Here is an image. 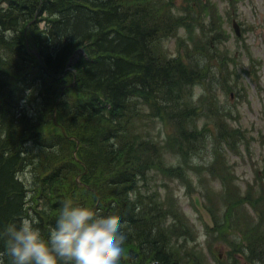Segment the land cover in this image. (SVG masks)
I'll return each instance as SVG.
<instances>
[{
  "label": "trees",
  "instance_id": "obj_1",
  "mask_svg": "<svg viewBox=\"0 0 264 264\" xmlns=\"http://www.w3.org/2000/svg\"><path fill=\"white\" fill-rule=\"evenodd\" d=\"M172 2L0 0V37L9 40L13 34L22 42V46L7 49L11 54L0 65V226L24 215H35L38 227L47 235L62 200L71 197L92 207L98 216L124 226V251L128 250L130 264L154 260L194 264L192 254V262L187 261V244L197 240L192 224L179 207L174 211L177 201L173 197L163 201L161 185L152 183L161 174L164 180L170 172L164 165L162 132L148 141H137L134 134L138 126L133 118L143 104L164 113L162 103H166L167 112L180 116L174 109L175 100L183 99L197 76L196 64L172 56L160 40V36L171 40L183 26ZM38 16L47 20L45 28L39 27ZM13 19L15 26L10 24ZM50 41L65 49L66 56L50 55ZM4 44L0 42L3 48ZM80 47L88 57L81 53L76 58V84L63 92V85L74 79L73 73L65 72L66 65ZM197 49L204 54L205 48ZM55 108L66 134L54 119ZM151 118L148 112L147 120ZM179 132L187 134L183 127ZM231 134L232 130L228 132ZM228 135H221V141H227ZM183 146L192 148L189 140ZM217 161V167L223 170L220 161L225 159ZM181 171H172V177L192 185ZM26 172L31 180L22 177ZM227 179L222 176V180ZM227 189L229 202L225 198L223 220L212 227L217 228L216 242L235 245L228 251L231 264H237L235 253L241 248L249 262L264 264L263 195L250 199ZM205 195L214 204L215 198L210 193ZM244 204L250 205L256 215ZM206 207L216 217L214 210H218L212 205ZM233 212L239 220H249L243 241L237 244L231 243L226 232L233 226ZM235 228L241 229L237 220ZM213 245H209V251ZM130 248L138 251L133 259ZM215 260L227 264L217 256ZM197 261L204 264L203 258Z\"/></svg>",
  "mask_w": 264,
  "mask_h": 264
},
{
  "label": "rangeland",
  "instance_id": "obj_2",
  "mask_svg": "<svg viewBox=\"0 0 264 264\" xmlns=\"http://www.w3.org/2000/svg\"><path fill=\"white\" fill-rule=\"evenodd\" d=\"M172 4L173 12L183 20L184 27L178 28V38L165 40L160 36V40L167 52L172 53V56L181 57L186 64H196V60L201 58L199 65L194 68L197 76L187 87L184 97L182 93L183 99L175 100L174 109L180 116L173 117L167 112L166 103H162L164 113H157L153 106H138V113L133 118L138 126L137 133H134L135 139H157L159 132H162L166 144L164 165L169 167L167 169L170 172L164 175V180L161 174V180L152 183L161 185L159 189L163 201L165 198L177 201L174 211L179 207L192 224L197 240L187 244V261L192 262L189 259L192 254L195 258L194 264H198V258H203L204 264H219L215 256L220 261L231 264L233 261H228L230 246L221 241L216 242L217 228L210 226L214 223L218 226L217 221L223 220L225 212L226 201L220 194L225 197L228 191L222 184L221 174L227 176L230 187L250 199L259 198L260 194L264 193V177L259 170L260 162L264 161V145L260 137L256 136V128L262 123L260 116L264 115V0H173ZM209 13L215 16L214 25L212 20L209 24L210 20L206 17ZM203 15L209 25L208 29L215 27L211 32L198 25ZM234 19L242 26L240 35L234 31ZM210 36L213 46L201 57L195 48L201 42L203 46H208L206 41ZM80 54L78 51L77 56ZM190 54L191 57H188ZM85 56L88 57L86 54ZM75 84L76 80L65 84L62 91ZM63 92L57 98L56 107L63 98ZM170 95L174 96L171 91ZM148 112L153 116L149 120ZM174 118L180 121L176 122ZM182 120L185 122H181ZM181 127L187 134L179 132ZM227 127H231L233 131H244L241 135L238 132L233 133L234 138L238 140L237 144L235 139L232 140L233 147L239 148L240 153L219 142L218 138L223 134L222 128L225 130ZM186 136L189 137L187 139L192 148L182 145V138ZM240 138L249 140L248 146H245ZM171 146L174 148L171 149ZM219 147L222 150H219ZM224 156L225 161H220V165L225 171L221 173L222 170H219L216 164L217 160L224 159ZM176 170H182L192 185L183 184L180 182L182 179L172 177V171ZM23 175L29 177L28 173ZM205 193H210L215 198L214 204H210ZM226 198L229 202V198ZM208 205H212L213 210L216 208L221 214L218 215L214 210L216 217H213L211 211L210 216L205 210ZM244 206L252 213L250 206ZM234 212L231 220L233 226L230 225L231 230L227 228L226 232L229 233L233 244H237L243 241V230H246L249 220H239ZM236 220L243 230L235 228ZM210 244H214L211 253L208 249ZM127 254L128 250L124 251L120 264H128ZM235 255L237 264H255L248 261L243 248Z\"/></svg>",
  "mask_w": 264,
  "mask_h": 264
},
{
  "label": "clouds",
  "instance_id": "obj_3",
  "mask_svg": "<svg viewBox=\"0 0 264 264\" xmlns=\"http://www.w3.org/2000/svg\"><path fill=\"white\" fill-rule=\"evenodd\" d=\"M35 215L0 226V264H120L127 233L92 207L67 197L47 235Z\"/></svg>",
  "mask_w": 264,
  "mask_h": 264
},
{
  "label": "bare ground",
  "instance_id": "obj_4",
  "mask_svg": "<svg viewBox=\"0 0 264 264\" xmlns=\"http://www.w3.org/2000/svg\"><path fill=\"white\" fill-rule=\"evenodd\" d=\"M38 17H40V16H38ZM40 18H41V20H40V22H38V25H39L40 28H41V27L45 28V27L47 26V20L44 19L43 17H40ZM10 24H12L13 26H15V25L17 24V22H16L15 19H13V20L11 21ZM11 37H12V38H11ZM13 37H14L13 34H10L9 40H3V39L0 37V42H1V43H6V44H4L5 48H3V46H0V65H3V64H5V63L7 62V58H6V57H7L9 54H11L10 51L7 50L9 47H11V46H16V45H21V46H22V42H21L19 39H17V38H13ZM10 38H11V39H10ZM22 41H23V39H22ZM26 41H27V43H29V38H26ZM47 47H48V50H49L50 55L53 54L54 57H57V56H59L60 54L62 55V57L66 56L67 51H66L65 49L63 50V49L61 48V46H60L59 44H57L56 42H54V41H52V43H51V41H50V42H49V46H47ZM74 54H78V51H75ZM74 63H75V60L70 59V60L68 61L67 65H66V69H72V68H75V67H74ZM26 173L29 174V177L26 178V177L23 175L24 178H26L27 180H31V174H30L29 172H26ZM22 174H23V173H21V175H22ZM29 178H30V179H29ZM130 249H131V257H132V259H133V257L136 256V255L138 254V251H135V250L132 249V248H130ZM142 250H143V249H142Z\"/></svg>",
  "mask_w": 264,
  "mask_h": 264
},
{
  "label": "flooded vegetation",
  "instance_id": "obj_5",
  "mask_svg": "<svg viewBox=\"0 0 264 264\" xmlns=\"http://www.w3.org/2000/svg\"><path fill=\"white\" fill-rule=\"evenodd\" d=\"M260 120L262 123L260 124L259 128H256L257 129L256 136L260 137V141L264 145V115L260 116Z\"/></svg>",
  "mask_w": 264,
  "mask_h": 264
}]
</instances>
